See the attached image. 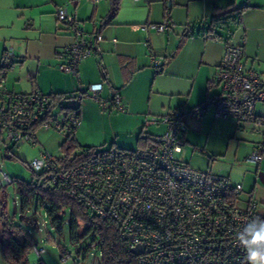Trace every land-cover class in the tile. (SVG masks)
<instances>
[{
    "label": "built area",
    "instance_id": "built-area-1",
    "mask_svg": "<svg viewBox=\"0 0 264 264\" xmlns=\"http://www.w3.org/2000/svg\"><path fill=\"white\" fill-rule=\"evenodd\" d=\"M56 14L74 36L66 49L67 60L59 68L79 78L82 61L98 54L99 47L66 5H58ZM203 24L200 32L205 38L220 39L212 28H205V21ZM175 26L166 13L161 23L144 24L142 29L167 33ZM13 62L14 53L7 50L0 63V131L8 142L15 147L25 142L36 145V131L41 128L73 137L81 124L83 100L87 97L99 101L102 84L65 93L61 100L40 90L19 93L7 84ZM151 62L157 72L164 70L161 57L152 54ZM211 83L219 86L220 92L202 104L174 108L148 119L146 126L154 125L161 131L144 133V146L102 151L83 147L79 153L85 158L66 168L60 167L58 159L62 158L41 152L28 166L47 173L53 185L65 188L93 213L114 219L129 250L144 246L143 252L136 255V264H249L235 237L249 220L260 216L257 202L241 199L242 184L211 169L193 168L175 151L187 130L186 117L202 118L211 109L216 119L232 118L239 129L247 125L264 129V114L256 112V106L264 104V75L247 66L242 44L227 39ZM112 104L119 111L125 110L119 92L113 94ZM102 105L107 107V103ZM260 149L253 151L248 160L261 162ZM2 179L13 182L5 174ZM31 244L41 256L44 249Z\"/></svg>",
    "mask_w": 264,
    "mask_h": 264
},
{
    "label": "crops",
    "instance_id": "crops-1",
    "mask_svg": "<svg viewBox=\"0 0 264 264\" xmlns=\"http://www.w3.org/2000/svg\"><path fill=\"white\" fill-rule=\"evenodd\" d=\"M58 5H66L82 27L93 28L91 32H87L90 38L96 41L100 50L98 54L82 61L79 78L63 71L65 74L56 73L50 66L53 63L60 66L66 62L67 46L74 41L69 27L58 21L56 14ZM216 8H219L218 12ZM110 9V0H0V32H6L9 25L14 23V18L20 17L25 20L27 27L32 26L37 30V40L40 42V47L33 51L30 40L24 45V41H16L11 36L4 40L0 38V48L2 47L0 63L6 56L7 44L13 46L16 43L19 53L16 56L13 51L14 59L15 57L21 59V65H25L26 60H37L39 70L36 75L31 76L30 86L18 84L21 89H27L26 93L33 90H40L43 93L48 91V94L65 93L85 88L89 84L101 83L98 102L102 107L103 103H107V107L99 108L98 112L105 117L120 119L128 124L127 130L115 132L114 136L104 140L103 143H111L110 148L118 142H125L127 135L132 137L136 147H139L140 135L147 133L144 121L149 114L164 115L174 108H192L220 92L221 88L213 85L211 80L222 61L227 39L235 44H242L247 66L264 75V0H122L114 21L100 30L102 20L109 15ZM228 11H232L230 14L240 13L239 24L231 25L229 29L218 30L221 34L219 40L207 39L201 32L186 36L194 23ZM166 13L170 14L176 25L173 30L158 33L153 29H142L144 24L161 23ZM83 22L87 23L83 25ZM152 54L163 59L162 72H157L152 66ZM15 62L17 61L14 60L12 68L10 67L11 71L9 69L7 74V77L10 75V79L14 81L17 75ZM46 69L51 74V82H46L44 72ZM7 84L9 85L8 81ZM115 92L121 94L125 107L124 111L118 113H114L113 109L116 107L112 104ZM106 108H109V111H105ZM208 113H211L215 120H219L214 117L212 110ZM83 114L85 113L82 103L80 126L85 125ZM204 117L197 118L193 115L186 117L187 130L183 134L180 147L175 151L176 156L185 163L190 152L187 145L193 143L188 138L190 126L201 124L203 131ZM236 128L240 131L237 124ZM245 131L241 139L246 141L244 146L246 152L259 151V146H264V129L249 128ZM78 134L79 130L75 138L80 144ZM258 136L262 142L257 141ZM209 139L210 135L206 137L202 149L209 157L206 160L207 165L211 167L209 169L228 176L234 183L242 184L240 195L246 192L242 199L246 203L255 200L259 215L264 216V147L260 149L263 160L259 163L249 161V153L246 156L245 167V164H240L237 160V155H227L228 150L224 152L212 149ZM233 145L237 149L241 146L237 141L233 142ZM5 153V157L8 158L9 153L7 151ZM190 157L192 159L195 156L191 154ZM3 182L4 180L0 179V184ZM1 193L0 191L2 223Z\"/></svg>",
    "mask_w": 264,
    "mask_h": 264
},
{
    "label": "rangeland",
    "instance_id": "rangeland-1",
    "mask_svg": "<svg viewBox=\"0 0 264 264\" xmlns=\"http://www.w3.org/2000/svg\"><path fill=\"white\" fill-rule=\"evenodd\" d=\"M13 22V24L9 25L6 32H0V38H3L4 40L11 36L16 41H24V45L28 40H30L32 50L34 51L38 49V47H40V42L37 40V30L32 26L31 28L27 27V25L25 24V20L20 17H15ZM86 23L87 22H83L82 24L84 25ZM84 28L86 32H91L93 30V28H90L89 26H85ZM1 48L0 52L2 50ZM7 48V50L15 51V55L19 53L17 43L15 45L13 44V46L12 44H7ZM14 60L17 61L14 64V66L17 67V75L15 81L10 79V75H8V86L9 88L11 87L10 89H13V91L15 92L21 91L26 93L27 89H21L20 85L25 84L27 86H30L29 82L31 76L36 75L39 70L38 62L35 59L28 61L26 60L25 65H21V59L15 57ZM50 66L51 68L55 69L56 73L65 74L60 70L59 65L55 66V64L53 63ZM47 67L49 68V66ZM44 72L46 82H51L52 78L49 70L46 69L44 70ZM10 73L12 74L13 72ZM19 83L20 85H18ZM44 93L48 94L49 92L47 91ZM99 108L103 107L98 101L87 97L83 100V113H85L83 114V117H85V125L78 127L76 131L78 132L79 130L78 136L81 146L72 149V151L70 150V156L72 158L81 151L82 147H93L97 151L109 149L111 147V143H103L104 140L109 139L110 137H112V135L114 136L115 132H120L128 129V124L126 122H123L122 120L116 118L110 119L107 116L105 117L98 112ZM113 110L114 113H118L119 111L116 108ZM211 110L213 111V109ZM105 111H109V108H106ZM257 112H261L264 114V106H262L261 103H259V105L257 106ZM154 115L156 114H149L146 121L144 122L147 123L148 119H150ZM204 119L205 126H203V131L200 127L201 124L195 127L190 126L188 138L193 143L192 145H190V143L187 145V149L190 150V152L186 159V162L189 163L191 167L200 170H207L211 168L207 165L206 162V160H208L209 158L206 155L207 153H204L202 151V149L204 148V141L206 140V137H209L210 135L211 139H209V142L212 146V149H217L224 152L228 150L229 153H227V155H237V160L240 161V164H245L244 166L246 167V156L250 153V151L246 152V148H244V146H246V141L242 140L241 136H243L242 134L246 133V129H252V125H247L245 128H238L240 130L238 131L236 128L237 123L232 118L228 120H215L212 114L208 113V115H206ZM243 129L245 130L243 131ZM159 131H161V129L155 127L154 125L147 126L146 128V132L151 134H157L159 133ZM36 136L39 140L38 144L32 145L29 142H25L17 147L8 142L7 137L4 134L0 136V165H2L0 167V179H2L3 175L5 174L10 177L11 180H16L11 183L3 182L2 184H0V191L2 192L1 196L5 200L4 209L7 213L6 217L9 221L17 226H20L22 229L21 233L14 232L13 238L20 244H23L26 240V236L29 235L32 242L36 243V246L39 249H44L42 255L38 256L34 248L32 247V250L28 254L29 264H38L40 258H42L45 264H101V252L97 247L92 246L89 248V251L87 253L85 252V249L91 244V239L88 238L80 244H73L70 241L68 224L65 223L63 225V231L60 234L50 224V219L46 215V209L42 202L39 206H37V203L33 202L30 205L29 210L23 212L17 180H31L32 169H30L27 165L35 158L39 157L41 152H47L56 158L62 159H66L68 156V152L63 147V144L67 139V135L65 133L52 128H41L36 131ZM125 140V142H118V144L114 145V147L122 149L136 148V143L132 137L127 135ZM260 140L261 137L258 136L257 141L259 142ZM235 141L241 144L239 149H237L233 145V142ZM260 142H262V140ZM6 151L10 152L12 156L11 158L5 157ZM191 154L195 156L192 159L190 157ZM201 154L205 156V158ZM239 171L240 170H238V172ZM37 173L40 172L37 171ZM243 194L244 195H241V199L246 196V192H244ZM69 218L70 211H67V213L63 216V219L69 220ZM64 253H66V256L62 258V255ZM23 262L24 259H22L21 261L18 260L17 255L12 250L8 251L5 257L0 245V264H23Z\"/></svg>",
    "mask_w": 264,
    "mask_h": 264
},
{
    "label": "trees",
    "instance_id": "trees-1",
    "mask_svg": "<svg viewBox=\"0 0 264 264\" xmlns=\"http://www.w3.org/2000/svg\"><path fill=\"white\" fill-rule=\"evenodd\" d=\"M110 2L111 9L109 15L102 20L100 30L114 21L121 8L122 0H110ZM218 11L219 8H216V12ZM230 13H232V11L214 14L210 18L194 23L191 28L188 29L186 36L199 34L204 25L203 21H205V28L209 30L212 28L216 34L220 36L221 34L218 30L224 28L229 29L231 25L239 24L240 17L238 15H240V13ZM65 93H51L50 95L54 99L61 100ZM1 135L2 133L0 131V136ZM142 135H140L139 138L140 146L147 144V139ZM79 146L81 145L77 142L75 135L73 137H67L63 147L68 152V156L66 159H58L60 167L66 168L73 166L85 158V156L80 153L76 154L73 158L70 156V150L72 151V149ZM88 148L94 149L93 147ZM7 152L9 153L8 158H11L10 152ZM14 181L16 180L14 179L13 182ZM17 184L23 212L28 211L33 202L37 203V206L42 202L52 227L61 234L63 225L67 223L69 226L70 241L73 244H80L84 240L90 238L91 244L85 249V252L87 253L92 246L97 247L101 252V264H136L137 256L125 246L120 238L117 224L114 219L102 217L93 213L87 205L69 193L65 188L53 185L51 181L47 179V173H37L32 170L31 180L18 179ZM4 203L5 200L3 198L0 231L2 252L6 257L7 252L12 250L17 255L18 260L21 261L24 259L23 264H29L28 254L32 250V240L30 236L27 235L25 242L20 244L13 238L14 232L21 233L22 229L20 226L9 221L4 215ZM67 211H70V218L69 220H64L63 216ZM259 217L264 218V216ZM38 263L45 264L42 258L39 259Z\"/></svg>",
    "mask_w": 264,
    "mask_h": 264
},
{
    "label": "clouds",
    "instance_id": "clouds-1",
    "mask_svg": "<svg viewBox=\"0 0 264 264\" xmlns=\"http://www.w3.org/2000/svg\"><path fill=\"white\" fill-rule=\"evenodd\" d=\"M249 264H264V218L255 217L236 232Z\"/></svg>",
    "mask_w": 264,
    "mask_h": 264
},
{
    "label": "water",
    "instance_id": "water-1",
    "mask_svg": "<svg viewBox=\"0 0 264 264\" xmlns=\"http://www.w3.org/2000/svg\"><path fill=\"white\" fill-rule=\"evenodd\" d=\"M144 250V246H136L135 248H133L131 250V252L134 254V255H139L141 252H143Z\"/></svg>",
    "mask_w": 264,
    "mask_h": 264
}]
</instances>
